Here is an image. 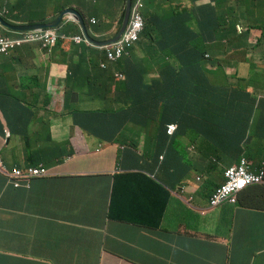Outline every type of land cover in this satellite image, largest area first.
Here are the masks:
<instances>
[{
  "label": "crops",
  "instance_id": "obj_1",
  "mask_svg": "<svg viewBox=\"0 0 264 264\" xmlns=\"http://www.w3.org/2000/svg\"><path fill=\"white\" fill-rule=\"evenodd\" d=\"M31 1L15 0L13 19L40 20L43 15L37 16L22 5L30 6ZM165 1L185 10L192 8L191 0H147L146 8L150 12L158 11L167 5ZM226 3L233 7L235 0H208L202 4L220 13L226 9ZM123 4L125 0H69L67 5L81 13L87 22L91 17L96 18L99 28L95 33L108 37ZM58 9L56 7L55 12ZM199 9L203 7L198 5ZM46 16L47 21L56 18L53 14ZM198 16L199 13L194 16L196 21ZM151 20L163 29L176 22L177 17L152 16ZM79 28L68 16L62 21L60 31L76 33ZM90 28L94 31L93 26ZM153 34L159 40L169 39L163 30ZM79 50L77 44L67 41L50 59L44 51L38 53L34 45H26L10 56L0 57V159L7 169L26 167L29 164L27 152L38 153L37 126L30 107L35 109L49 93L48 86L53 89L63 83L65 87L88 88L90 71L87 64L72 68L79 75L73 80L66 74L68 67L71 68V58ZM177 53L176 48H169L149 63L140 47L136 48L133 65L141 85L137 89L128 82V91L143 100L151 88H176L179 80L172 79L171 74L179 65L175 58ZM100 82L104 84L103 80ZM263 85L258 81L234 84L232 93L235 96L209 97L230 113L219 118L214 130H210L211 121L207 117L202 119L199 127L185 129L195 130L201 138L192 145L196 156L190 158L192 170H187L186 179L192 191L204 176L222 181V169L239 162L240 155H236L232 147L242 148L234 145L232 139L242 124L248 127L251 137L243 157L255 168L264 164ZM206 88L221 90L227 86L213 79ZM251 88L260 101L250 95ZM7 132L10 139L6 143ZM189 147L188 141H180L177 153L187 154ZM215 152L219 160L212 169L209 159ZM174 158L169 172L179 173L183 166L172 165ZM74 168L68 166L66 170ZM129 186L148 187L149 183L138 177L118 182L120 190ZM183 206L179 197L172 200L161 224L171 231L166 233L133 224L129 218H137L136 211L129 212L119 206L111 195L110 182L106 184L102 177L41 178L33 181L30 189H16L6 185V179L0 176V264H264V187L246 192L240 207L219 209L204 218L185 212L186 226L182 223Z\"/></svg>",
  "mask_w": 264,
  "mask_h": 264
},
{
  "label": "clouds",
  "instance_id": "obj_2",
  "mask_svg": "<svg viewBox=\"0 0 264 264\" xmlns=\"http://www.w3.org/2000/svg\"><path fill=\"white\" fill-rule=\"evenodd\" d=\"M146 1L125 0L119 17L111 25L112 32L108 37H101L95 33L99 28V21L91 17L87 22L77 10L68 7L69 0L31 1V5L27 7L33 14L43 15L41 21L13 19L12 6L15 0H0V52L5 53V56L14 54L26 45L40 43L42 51L50 59L54 52L63 48L68 41L77 44L80 50L70 62L71 68L68 67L67 77L72 80L79 77L78 72L72 71V68L81 64H87L90 71L86 89L67 85L65 87L63 83L53 89L52 86H48L49 93L40 100L36 111H32L38 134V153L30 154L35 165L31 164L32 159L27 156L29 164L26 167L7 169L0 159V176L6 179V185L16 189H30L33 181L41 178L59 180L102 177L106 184L110 182V192L116 203L129 212L136 211L138 217L129 218L133 224L168 233L171 231L163 228L161 224L168 214L172 200L176 197L184 202L182 223L186 226L185 212L196 213L204 218L219 209L240 207L242 196L250 188L264 186V164L260 168H255L248 158L243 157L246 150L244 148L236 165L222 169V181L216 182L213 178L204 176L202 182L192 191L187 179L183 180V174L188 175L187 170H192L193 163L190 158L196 156L190 136H195L197 140L201 138L196 136L193 130H185L186 127H182L180 131L181 125L173 122V117L171 121L164 119L166 112L170 110L166 104L184 111L194 102L192 94L195 89L203 91L211 89L206 88L211 80L208 83L205 81L200 73L201 69L206 68L209 71L223 69V73L215 76L223 79L227 75L229 83L218 80L226 86L247 85L253 81L264 83V51L248 47L250 39L246 35L251 21L260 24L261 26L257 28L264 32V0H235L233 7L226 3V9L220 13L204 7L202 4L204 2L199 4L193 0L192 8L189 10L174 7L165 1L167 4L165 7L150 12L146 8ZM128 5L129 19L118 37ZM198 5L203 9L197 10ZM240 5L243 7L238 12L236 8ZM56 7L59 9L55 12ZM196 13H199L197 21L194 19ZM209 13L217 15L220 25L213 40L205 43L207 53L204 59L199 62L200 66L183 63L182 60L194 59V52L182 55L186 49L184 43L174 42L177 38L186 41L189 39L185 32H179L180 25L185 23L195 29ZM47 14L56 15V18L47 21ZM68 16L80 27L76 33L60 31L62 21ZM152 16L161 18L175 16L177 21L159 29L158 25L152 22ZM90 26L94 27V31H91ZM160 30L169 35V39L159 40L155 37L153 32ZM138 47L149 63L163 55L169 48L177 49L175 58L179 65L171 74L172 79L179 80L176 88H151L148 90V97L143 100L128 91L125 74L114 71L113 64L125 57L131 58L133 63V52ZM217 47L219 49L214 53ZM118 48H122L121 55H117ZM69 52L68 50L65 54L68 56ZM110 54L113 55L112 58ZM241 65L248 69L243 75L238 70ZM257 68L259 69L256 73ZM230 73H233V76H230ZM108 78L111 81H108ZM102 80L104 84L101 85ZM185 81L193 87L186 86ZM133 84L139 89L141 78L137 76ZM249 91H252L250 95L254 100L260 101V98L253 94V88ZM142 102L146 106L140 112L126 106ZM123 109L132 112L127 117L129 122L124 129H119V120L115 118ZM139 127L144 129L142 136L137 134ZM146 137L153 139L150 151L146 149L143 141ZM163 138L166 139L163 149L156 151L155 143ZM9 139L10 134L7 132L6 143ZM180 141H188L190 145L189 150H186L188 157L181 163L183 169L179 173L169 172L167 162L178 154ZM197 160L200 161L201 158ZM202 160L206 161L207 158ZM218 160V153L215 152L209 159L210 168L213 169ZM68 166L75 168L66 170ZM240 169L249 179L237 192H231L228 190L230 179L227 175L233 170ZM130 177L142 178L149 186H129L120 190L118 182Z\"/></svg>",
  "mask_w": 264,
  "mask_h": 264
},
{
  "label": "trees",
  "instance_id": "obj_3",
  "mask_svg": "<svg viewBox=\"0 0 264 264\" xmlns=\"http://www.w3.org/2000/svg\"><path fill=\"white\" fill-rule=\"evenodd\" d=\"M33 1V0H32ZM195 3L201 4L202 2H207L208 0H193ZM23 6L27 7L25 3H22ZM220 25V20L217 17V15L213 13H209L205 15L201 21V23L195 28H190L185 23H182L179 29V32H185L186 35H189L188 41L183 40L181 38H177L174 40V42L177 43H184V46L186 49L182 52V55H184L187 52H194V59H188V60H182L183 56H181V60L183 63L188 64H194L197 66H200L199 62L204 59L205 54L207 53V50L205 48V43L210 42L215 37V34L217 33V30ZM261 25L254 23L251 21L250 25L247 28L246 35L250 39V43L248 47H252V49H259L260 51H264V32H261L258 30L257 27H260ZM264 27V26H263ZM236 39V38H235ZM243 41H241L242 43ZM0 57H5V53L0 52ZM244 61L246 59H243ZM259 68L255 70L257 73ZM113 70L114 71H120L121 73L125 74V80L130 83H135L137 79V75H135V67L131 61V58H122L120 61L113 64ZM203 78L208 83L210 80L216 79L219 81H224L225 83H229L230 79L227 77V75L224 76L223 79L216 78V74L223 73V69H216L215 71H209L208 69L204 68L200 70ZM135 75V76H134ZM234 87L233 86H227V88H223L221 90H218L217 88H211L208 91L201 90V89H195V92L192 94V97L194 98V102L191 103L186 111L180 110V108L169 106V111L166 112V121H171V117H173V122H175L178 125H181L182 127H199L203 121V118H208L211 121V128L210 130H214L218 127V120L219 118H222L224 116H227L230 112H228L223 105H219L216 101L210 100L209 97H213L215 99L218 98V96H235L236 94H233ZM127 108L132 109L133 111L140 112L145 108V104L138 103V104H126ZM194 108V109H191ZM131 110L125 111L124 109L122 111H119L116 114L115 120H119V129H124L126 124L129 122V119L127 118L128 115L131 114ZM194 131V134L198 136V133ZM249 129L247 126L242 124L241 129L239 132L234 136L232 139L234 142V145L242 148V149H236L233 148L234 153L236 155H241L244 152V148H246V145L248 144L250 140L249 136ZM196 137L190 136L191 144H196ZM166 142V139H160L155 143L154 149L156 151H159L160 148L163 146V143ZM233 145V146H234ZM27 156L31 158L30 154H27ZM186 152H180L177 155H175L174 161L172 165L181 164L186 159ZM173 157L167 162V167L171 166ZM32 165L34 164V161L32 159L31 161ZM184 178H186L187 174H183Z\"/></svg>",
  "mask_w": 264,
  "mask_h": 264
},
{
  "label": "rangeland",
  "instance_id": "obj_4",
  "mask_svg": "<svg viewBox=\"0 0 264 264\" xmlns=\"http://www.w3.org/2000/svg\"><path fill=\"white\" fill-rule=\"evenodd\" d=\"M242 5H240L239 7H237L236 8V10L238 11V12H240L241 11V9H242ZM34 46H35V49L38 51V53H41L42 52V46H41V44L40 43H36V44H34ZM218 47L217 48H215L214 49V53H216L217 51H218ZM111 66H112V64H111ZM239 73L240 74H245V73H247V71H248V69L245 67V66H243V65H241L240 67H239ZM230 76H233V73H230ZM108 81H111V79L110 78H108ZM30 110L31 111H36V109H34V108H32V107H30ZM137 134L139 135V136H142L143 134H144V129L142 128V127H139V129H138V131H137ZM189 134H192L191 132H189ZM144 142H145V145H146V149L148 150V151H150L151 150V147H152V144H153V139H152V137H146L144 140H143ZM264 186H255V187H252V188H250L247 192H252V191H256V190H258V189H261V188H263Z\"/></svg>",
  "mask_w": 264,
  "mask_h": 264
},
{
  "label": "built area",
  "instance_id": "obj_5",
  "mask_svg": "<svg viewBox=\"0 0 264 264\" xmlns=\"http://www.w3.org/2000/svg\"><path fill=\"white\" fill-rule=\"evenodd\" d=\"M122 53V48L117 49V55H121ZM110 57L112 58L113 55L110 54ZM227 177L230 179L229 183V188L228 190L231 192H237L239 188L242 186V184L246 183L247 180L249 179L248 175L245 174V172L240 169V170H233L228 173Z\"/></svg>",
  "mask_w": 264,
  "mask_h": 264
},
{
  "label": "water",
  "instance_id": "obj_6",
  "mask_svg": "<svg viewBox=\"0 0 264 264\" xmlns=\"http://www.w3.org/2000/svg\"><path fill=\"white\" fill-rule=\"evenodd\" d=\"M129 8H130V6L128 5V10H127L126 15H125L124 23H123L122 29H121L118 37L122 34V32L124 31V29H125V27L127 25V22H128V19H129ZM29 28H34V27H29Z\"/></svg>",
  "mask_w": 264,
  "mask_h": 264
},
{
  "label": "bare ground",
  "instance_id": "obj_7",
  "mask_svg": "<svg viewBox=\"0 0 264 264\" xmlns=\"http://www.w3.org/2000/svg\"><path fill=\"white\" fill-rule=\"evenodd\" d=\"M81 14V13H80ZM90 16V15H89ZM90 18V17H89ZM86 19V18H85ZM67 49V48H66ZM71 49V48H70ZM74 49V48H73ZM76 55V54H75ZM67 57V56H66ZM71 60H72V58H71ZM63 62V61H62ZM68 62V61H67ZM62 64V63H61ZM68 64V63H67ZM69 65V64H68Z\"/></svg>",
  "mask_w": 264,
  "mask_h": 264
}]
</instances>
